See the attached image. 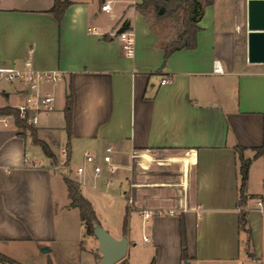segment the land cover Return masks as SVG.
I'll return each mask as SVG.
<instances>
[{
    "label": "crops",
    "instance_id": "0c3cea01",
    "mask_svg": "<svg viewBox=\"0 0 264 264\" xmlns=\"http://www.w3.org/2000/svg\"><path fill=\"white\" fill-rule=\"evenodd\" d=\"M67 1L58 20L54 0H0V68L30 63L60 77L41 83L54 108L31 125L54 160L15 123L25 85L0 81V253L20 264H102L97 239L70 206L68 174L117 239L128 209L127 264H264V151L254 157L264 143V62L247 58L248 0L206 5L196 46L166 60L173 21L151 27L152 11L134 6L141 0H116L110 14L102 0ZM123 24L132 56L115 36ZM107 145L113 173L100 158ZM235 145L251 160L240 206ZM84 151L97 155L98 175L90 164L75 173Z\"/></svg>",
    "mask_w": 264,
    "mask_h": 264
},
{
    "label": "trees",
    "instance_id": "16d2710c",
    "mask_svg": "<svg viewBox=\"0 0 264 264\" xmlns=\"http://www.w3.org/2000/svg\"><path fill=\"white\" fill-rule=\"evenodd\" d=\"M214 0H141L140 3L134 4V6L140 11L150 9L152 11V22L151 27H155L159 22L170 18L173 21L175 28V37H173L166 45L163 46L164 60H166L174 51L182 48H194L196 46V34L199 31L197 25L199 19L203 15L204 7L210 5ZM68 5L67 0H54V4L51 8V12L59 20ZM128 28L126 24H123L120 29ZM71 99L70 96L66 99L65 105V122L68 137L71 133ZM3 112H9L10 109H3ZM15 123L18 127L22 128L23 132H30L32 141L39 145L45 155L54 160V155L47 146L46 143L36 138L34 129L31 125H28L20 116L18 111L14 112ZM235 151L237 152L238 159L240 162V200L239 206L242 205L244 200V189L248 177V169L251 160L244 158L243 149L235 145ZM264 151V143L255 149L254 157H258ZM66 156H69V144L66 145ZM63 179L66 185L67 196L70 199V206L77 207L80 213L81 221L85 228V234H93V227L97 224V218L92 208L91 203L82 195L80 184L70 179L68 176L63 175ZM127 218L128 209H126L123 217V236H126L127 232ZM239 230L244 231L247 235V245L251 242V231L246 227V212L243 210L239 211L238 215ZM181 246L183 256L186 252L185 244V231L183 222L181 223ZM0 262L3 264H20L15 260L0 253ZM114 264H127L126 259L122 258Z\"/></svg>",
    "mask_w": 264,
    "mask_h": 264
},
{
    "label": "built area",
    "instance_id": "2783aa9c",
    "mask_svg": "<svg viewBox=\"0 0 264 264\" xmlns=\"http://www.w3.org/2000/svg\"><path fill=\"white\" fill-rule=\"evenodd\" d=\"M116 0H102L100 10L110 14L113 10V4ZM89 31H94V28H89ZM116 38L121 44V49L126 56L133 55V34L129 28H124L115 33ZM215 71H221L217 63L214 64ZM60 79L57 72L38 70L28 63L24 68H0V81L4 80L10 83L24 84L26 93L25 101L16 107L19 116L28 124L36 125L37 116L41 112L51 111L54 108V98L50 93H43L40 90L41 83H55ZM167 77L161 79V83L167 81ZM113 148L107 145L101 155V162L107 165L106 170L113 173L116 166L111 164V154ZM101 162L97 160V155L89 151H84L82 154V162L76 167L75 173L80 175L85 172L86 164L92 166L93 173L98 175L102 171ZM68 176V174H66ZM258 205H261L259 200ZM151 213L144 212V216L148 217Z\"/></svg>",
    "mask_w": 264,
    "mask_h": 264
},
{
    "label": "water",
    "instance_id": "95a60500",
    "mask_svg": "<svg viewBox=\"0 0 264 264\" xmlns=\"http://www.w3.org/2000/svg\"><path fill=\"white\" fill-rule=\"evenodd\" d=\"M250 62H264V0H248V51ZM102 264H114L126 253L127 238L113 237L99 223L93 227Z\"/></svg>",
    "mask_w": 264,
    "mask_h": 264
},
{
    "label": "rangeland",
    "instance_id": "374dc122",
    "mask_svg": "<svg viewBox=\"0 0 264 264\" xmlns=\"http://www.w3.org/2000/svg\"><path fill=\"white\" fill-rule=\"evenodd\" d=\"M166 20H169V21L167 22V24H166V25H169V26H170V25H171V23H172V22H171L172 20H171L170 18H168V19H165V20H163V21L159 22V24H157V25H156V27H157V26H159L161 23H163V22H164V21H166ZM172 30H174V29H172ZM75 169H76V166L74 167V170H75Z\"/></svg>",
    "mask_w": 264,
    "mask_h": 264
}]
</instances>
